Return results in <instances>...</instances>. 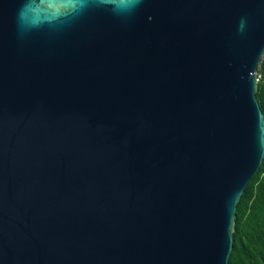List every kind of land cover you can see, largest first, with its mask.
I'll return each instance as SVG.
<instances>
[{"label":"water","instance_id":"1","mask_svg":"<svg viewBox=\"0 0 264 264\" xmlns=\"http://www.w3.org/2000/svg\"><path fill=\"white\" fill-rule=\"evenodd\" d=\"M263 56L264 0H0V264H227Z\"/></svg>","mask_w":264,"mask_h":264},{"label":"trees","instance_id":"2","mask_svg":"<svg viewBox=\"0 0 264 264\" xmlns=\"http://www.w3.org/2000/svg\"><path fill=\"white\" fill-rule=\"evenodd\" d=\"M255 96L264 118V79ZM232 238L227 264H264V158L236 204Z\"/></svg>","mask_w":264,"mask_h":264},{"label":"built area","instance_id":"3","mask_svg":"<svg viewBox=\"0 0 264 264\" xmlns=\"http://www.w3.org/2000/svg\"><path fill=\"white\" fill-rule=\"evenodd\" d=\"M263 62H264V58H262L260 62L258 63L256 72H255V81L257 84L264 79V73H262L264 69Z\"/></svg>","mask_w":264,"mask_h":264},{"label":"rangeland","instance_id":"4","mask_svg":"<svg viewBox=\"0 0 264 264\" xmlns=\"http://www.w3.org/2000/svg\"><path fill=\"white\" fill-rule=\"evenodd\" d=\"M264 63V62H263Z\"/></svg>","mask_w":264,"mask_h":264}]
</instances>
